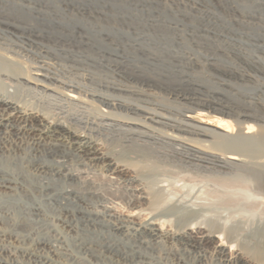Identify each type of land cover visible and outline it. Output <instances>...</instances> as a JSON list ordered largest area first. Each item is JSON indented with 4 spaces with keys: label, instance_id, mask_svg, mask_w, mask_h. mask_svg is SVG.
Listing matches in <instances>:
<instances>
[{
    "label": "bare ground",
    "instance_id": "bare-ground-1",
    "mask_svg": "<svg viewBox=\"0 0 264 264\" xmlns=\"http://www.w3.org/2000/svg\"><path fill=\"white\" fill-rule=\"evenodd\" d=\"M184 37L143 35L121 45L149 67L167 54L180 72L193 56L168 42L182 46ZM26 49L38 61L26 70L0 54V264H264L261 95L219 104L168 90L135 64L123 70L131 83L108 85L115 96L60 77ZM36 93L42 104L27 98Z\"/></svg>",
    "mask_w": 264,
    "mask_h": 264
},
{
    "label": "rangeland",
    "instance_id": "rangeland-1",
    "mask_svg": "<svg viewBox=\"0 0 264 264\" xmlns=\"http://www.w3.org/2000/svg\"><path fill=\"white\" fill-rule=\"evenodd\" d=\"M26 2L28 4H26ZM20 6H22V8ZM232 7L233 11L231 10ZM234 13L235 15L233 16ZM240 13L247 16V24L241 23L240 19H237L240 17ZM251 16H254L255 18L252 19ZM1 19L4 20L1 21ZM263 20L264 0H223L222 2L218 0H0V37L4 38H0V54L4 55L5 52L6 56L13 55L12 57L14 58V61L16 60L15 58L18 57V60L15 61L16 63H14L15 66L19 67H17V69L26 70L34 66L35 63L38 64V61L34 56L32 57V55H29L28 57V53H24L23 50L28 48L26 50L32 52L35 51L38 54L41 53L40 55L43 61L45 58L46 62L50 60L59 70L57 72H60V77H68L66 79L82 83L89 88L91 87L90 89L95 88L94 90H101L100 92L103 91V93L107 92V94L110 93L119 96L121 94L109 89L108 85L110 86V83L129 84L130 81L123 73V70H128L125 69L128 65H130L128 66L129 69L135 64L143 67V62L146 60V57L138 51L123 48L121 43L123 41L128 42L134 38L142 37L143 35L152 37L163 35L165 38H168V40H171L180 33L185 36L184 44L182 46H175L172 42H168V46L178 51L187 52L191 55L190 57L193 56L192 59L180 63V72L174 71L177 69H174V62H172L167 54H163L165 55L164 61L159 62V66H156V68L153 66L149 67L148 65H145L144 68H147L150 72L152 71V75H154V77L157 76V79L165 83L168 90L176 88L182 93L192 94L203 100L236 106L239 105L240 102V104H251L249 96L259 98L261 95L260 98L264 101ZM150 21L159 22L157 24L160 26L157 28L150 27ZM237 21L239 22L237 23ZM160 23H162V25ZM17 24H20L21 26ZM10 25H15L17 28L13 30L9 27ZM168 25L178 27L181 31L176 33L173 30H169L167 29ZM245 25L249 26L246 27ZM29 26L32 27L30 28ZM250 26H253L255 29ZM22 27L24 30L21 29ZM184 32L185 34H183ZM4 33H6L7 36ZM30 33H32V35H30ZM204 33H206V35ZM46 35L47 37H45ZM22 38L24 41H21ZM16 40L17 42H15ZM26 41L27 43H25ZM82 41H88V45H83ZM33 42H35V44ZM21 43L24 44V46H20L19 44ZM28 43H31L32 45ZM46 47L47 49H55H48V51ZM5 48H8L11 53H7V49ZM13 48L15 53L13 52ZM3 50L5 51L3 52ZM51 51H54L55 53H52ZM74 56H78L79 59ZM23 57L26 62L28 61L27 63L24 61ZM50 61L49 63H51ZM243 74L247 75V77H242ZM109 80L111 81L109 82ZM243 84L246 85L244 86ZM252 87H256L255 89L257 90L259 88V90H255L256 92H254ZM168 92L158 90V94H161V96L165 98L169 97ZM246 93L248 94L246 95ZM38 95L41 94H32L31 98L30 96L27 98L29 101L31 100V104H42L40 98L41 100L45 98L41 95L38 99ZM54 102V104H60L57 101ZM50 109L51 112L54 110V108H48L49 111ZM57 111L58 110L56 109L53 113H56ZM208 125L214 127L215 122H211Z\"/></svg>",
    "mask_w": 264,
    "mask_h": 264
}]
</instances>
